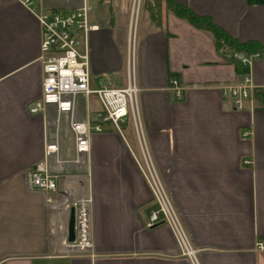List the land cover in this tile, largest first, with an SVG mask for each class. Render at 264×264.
<instances>
[{
    "label": "crops",
    "instance_id": "1",
    "mask_svg": "<svg viewBox=\"0 0 264 264\" xmlns=\"http://www.w3.org/2000/svg\"><path fill=\"white\" fill-rule=\"evenodd\" d=\"M174 4L209 20L231 42L256 45L241 52L252 57L250 70L242 73L234 62L240 52L217 48L209 31L172 11ZM88 7L95 28L88 38L90 86L102 79L124 87L133 70L146 149L199 264H264L257 248L264 241V2L142 0L134 33L128 0ZM246 73L253 97L233 112L221 87L240 84ZM172 79L181 100L170 90ZM41 81L36 19L17 1L0 0V264H190L167 226L146 228L152 199L133 160L140 148L131 122L121 134L106 128L92 135L86 163L76 166L73 136L65 120L56 126L55 108L29 112ZM99 110L94 98L79 97L75 119ZM54 139L63 164L48 162L56 176L51 200H92L87 255L56 254L48 228L62 210L27 186V172Z\"/></svg>",
    "mask_w": 264,
    "mask_h": 264
},
{
    "label": "built area",
    "instance_id": "2",
    "mask_svg": "<svg viewBox=\"0 0 264 264\" xmlns=\"http://www.w3.org/2000/svg\"><path fill=\"white\" fill-rule=\"evenodd\" d=\"M15 1L36 19L40 30L42 68L40 98L30 107L29 112L36 114L43 112L47 107L55 108L56 126L65 120L73 135L74 155L70 163L76 166L86 163L92 135L102 133L106 128L121 134V125L127 121L131 122L140 148L139 158L133 155V160L152 199L146 228L167 226L175 237L181 256L190 264H199L198 252L191 246L162 184L160 174L146 149L138 111L139 89L133 70L127 71L124 87L114 88L102 79L97 80L95 88L90 86L88 38L95 28L89 25L87 0H62L64 3L62 7L50 4L46 2L47 0ZM140 1L132 0L131 21H135ZM234 59L242 68L250 70L252 57L237 53ZM170 90L176 100H181L182 88L177 80L170 81ZM221 90L222 98L230 110L241 112L244 111L247 102H251L254 86L249 73H246L240 84L223 86ZM79 97L85 100L94 98L100 105V110L87 115L83 122L75 119L76 101ZM248 137V132L242 133L243 139ZM50 160L55 164H63L58 157L56 139L47 143L43 158L33 164L27 172L28 189L32 193H41L48 198L49 206L56 202L54 208L60 207L62 210L63 218L60 217L62 221L51 219L48 230L50 244L56 254L87 255L93 249L90 218L92 200L90 198L51 200V195L56 192V176L49 171ZM70 208L74 210V239L67 242V219ZM57 217L59 215L53 213L52 218ZM257 248L264 251V241L259 242Z\"/></svg>",
    "mask_w": 264,
    "mask_h": 264
},
{
    "label": "trees",
    "instance_id": "3",
    "mask_svg": "<svg viewBox=\"0 0 264 264\" xmlns=\"http://www.w3.org/2000/svg\"><path fill=\"white\" fill-rule=\"evenodd\" d=\"M264 2V0H248L249 3H260V2ZM172 11L181 19H185L190 25H192L195 28L201 29V30H206L209 31L214 38L215 41V45L217 46V48H221L223 45H230L231 47H233L236 51L238 52H245V53H253L256 50H259V48L254 45V44H247V45H239V44H235L233 42H231L230 40H228V37L226 36V34L224 32H222L221 30H219L217 27L213 26L209 20L205 19V18H201V17H197L193 14H191L187 9L185 8H181L177 5L174 4V6L172 5ZM151 19H153V21H155V24H158V16H156V12L152 11L151 12ZM237 62V61H234ZM238 63V66L240 67L242 73H244L245 69L241 67V65Z\"/></svg>",
    "mask_w": 264,
    "mask_h": 264
},
{
    "label": "water",
    "instance_id": "4",
    "mask_svg": "<svg viewBox=\"0 0 264 264\" xmlns=\"http://www.w3.org/2000/svg\"><path fill=\"white\" fill-rule=\"evenodd\" d=\"M73 214H74V210L73 208H70L69 210V218L67 221V242H72L74 239V231H73Z\"/></svg>",
    "mask_w": 264,
    "mask_h": 264
},
{
    "label": "rangeland",
    "instance_id": "5",
    "mask_svg": "<svg viewBox=\"0 0 264 264\" xmlns=\"http://www.w3.org/2000/svg\"><path fill=\"white\" fill-rule=\"evenodd\" d=\"M89 2H88V5L89 6H91V7H93L94 5H95V3H96V1L97 0H88ZM142 1V0H141ZM141 1H140V3H141ZM130 2V11H132V0L130 1V0H128V3ZM144 8V4H143V6H142V8H141V10ZM146 8V7H145ZM146 10V9H145ZM135 11H133V13H134ZM132 14V13H131ZM139 20V18H138V16H137V18H136V20L135 21H131L130 20V24H131V28H133V33H134V31H135V28H136V25H137V21ZM131 47H132V42H131ZM131 55H132V53H131ZM113 87V86H112ZM115 88V87H114ZM55 119H56V116H55ZM68 128H69V126H68ZM70 130V129H69ZM71 132V131H70ZM72 134V133H71ZM73 136V135H72ZM163 184V183H162ZM176 211V210H175ZM177 213V212H176ZM178 215V214H177ZM179 217V216H178ZM50 229V224H49V228H48V230Z\"/></svg>",
    "mask_w": 264,
    "mask_h": 264
}]
</instances>
